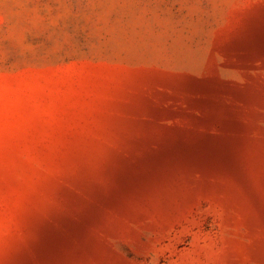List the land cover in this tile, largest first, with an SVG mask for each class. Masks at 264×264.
<instances>
[{
	"label": "rangeland",
	"instance_id": "obj_1",
	"mask_svg": "<svg viewBox=\"0 0 264 264\" xmlns=\"http://www.w3.org/2000/svg\"><path fill=\"white\" fill-rule=\"evenodd\" d=\"M0 264H264V0H0Z\"/></svg>",
	"mask_w": 264,
	"mask_h": 264
}]
</instances>
